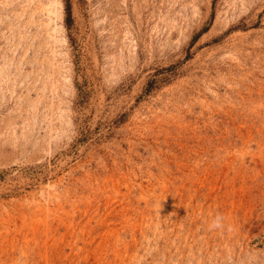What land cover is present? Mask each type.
Instances as JSON below:
<instances>
[{"label": "rangeland", "instance_id": "obj_1", "mask_svg": "<svg viewBox=\"0 0 264 264\" xmlns=\"http://www.w3.org/2000/svg\"><path fill=\"white\" fill-rule=\"evenodd\" d=\"M0 264H264V0H0Z\"/></svg>", "mask_w": 264, "mask_h": 264}, {"label": "clouds", "instance_id": "obj_2", "mask_svg": "<svg viewBox=\"0 0 264 264\" xmlns=\"http://www.w3.org/2000/svg\"><path fill=\"white\" fill-rule=\"evenodd\" d=\"M223 217L220 215H216V217L212 220L210 224V229H218L223 226L222 224Z\"/></svg>", "mask_w": 264, "mask_h": 264}, {"label": "trees", "instance_id": "obj_3", "mask_svg": "<svg viewBox=\"0 0 264 264\" xmlns=\"http://www.w3.org/2000/svg\"><path fill=\"white\" fill-rule=\"evenodd\" d=\"M66 14H67V19L70 21V7L66 5Z\"/></svg>", "mask_w": 264, "mask_h": 264}]
</instances>
